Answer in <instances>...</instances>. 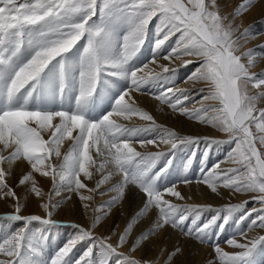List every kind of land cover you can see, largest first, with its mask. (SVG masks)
I'll use <instances>...</instances> for the list:
<instances>
[{"label":"snow or ice","instance_id":"6c2138e0","mask_svg":"<svg viewBox=\"0 0 264 264\" xmlns=\"http://www.w3.org/2000/svg\"><path fill=\"white\" fill-rule=\"evenodd\" d=\"M254 3L242 0L233 13L223 14L218 0H0V199L10 198L13 208L0 219L16 222L0 242L5 257L0 264H36L33 255L41 250L34 243L33 222L72 229L50 264H161V259L173 264L183 248L158 245L162 232L171 228L204 244L236 216L235 222L247 221V228L226 243L240 251L215 244L210 264H256L264 236L249 239L248 233L264 229V108L257 107L264 100V71H251L255 49L240 51V40L252 36L251 27L235 35L240 31L236 17ZM37 25L40 31L26 35V28ZM146 45H151L150 59L137 66ZM190 65H198L184 80L190 87L177 86L173 77ZM157 83L163 85L152 94L157 101L227 139L180 134L158 124L131 95ZM57 89L70 92L67 107H42L44 95ZM133 117L149 123L120 122ZM153 129L160 130L157 137L137 139ZM65 142L69 147L62 153ZM202 142L200 176H188L193 151L180 174L170 179V155ZM223 144L234 147L225 161L209 167V150ZM149 145L167 150H147ZM53 157L62 160L56 164ZM25 162L29 169L22 171L17 186L41 202L44 216L25 214L26 199L9 184L16 165ZM36 174L50 178L49 193ZM193 183L217 195L222 187L248 199L219 207L187 203L191 197L178 189ZM65 191L78 196L85 215L91 210L89 224L62 225L53 218L61 206L53 197ZM129 192L142 199L124 227L115 224L107 235H98L96 229L114 209L124 215ZM98 196L109 198L97 204ZM250 202L259 207L248 209ZM205 213L211 215L202 219ZM38 240L47 236L41 233Z\"/></svg>","mask_w":264,"mask_h":264},{"label":"rangeland","instance_id":"374dc122","mask_svg":"<svg viewBox=\"0 0 264 264\" xmlns=\"http://www.w3.org/2000/svg\"><path fill=\"white\" fill-rule=\"evenodd\" d=\"M262 1L263 0H255L254 5L247 12H245L244 14H246L247 16L248 15H252V13H250V14H248V13L251 12V11L253 12L254 11L253 9H255L257 7V5L259 3H261ZM241 2H242V0H236V2H235V0H218V3L221 5V11H222L223 14L233 13L235 11V9L239 6V4ZM235 22H236V24L240 25V32H237L235 35L236 36H240V34L243 32L244 28H243L241 22L237 21V19H236ZM255 22H256L255 25H253V26H251V25L247 26V28L253 27V28H251L252 36L240 40V44L242 45V47L240 48V51L241 52H247L249 49H255V51H256V63L251 68V71L252 72H255V73H261L262 71H264V56H262L260 54L261 53H264V49L260 48L259 46L260 45H264V22L263 21L261 22V20L260 21H255ZM152 27H154V25ZM41 28H42V25H37V26L29 27V28H26L25 29V33H26V35L27 34L35 35L38 31L41 30ZM174 39L175 38H173V43H174ZM147 46H149V45H146L145 48ZM245 46H248V48H245ZM150 51H151V49L149 50V53H148L149 54L148 55L149 57L147 56V58H145V59L142 58V59H138L136 61L137 66H139L143 62H148V60L150 59V56H151V52ZM196 66H198V65H190L189 66V69H185V70H184V68H182L181 71L175 77H173V79L176 82V85H178V86H180V85L181 86H183V85H189V84L184 83V80L186 79V77L190 74V72ZM151 86H152V84L147 85L142 91H138V93L141 92V93H146L148 95L149 94L152 95L153 93H159L160 90L161 91L163 90V85L160 84V83L158 85H156V86H158L157 89H152ZM160 86H161V88H159ZM146 88H147V90H146ZM185 88H186V86H185ZM67 93L68 92H66L65 94H61V93L60 94L62 96H64V95L67 96L66 95ZM46 94H47L48 97H44V100H47V105L44 108H46L48 110H59V109L62 108L60 106V103L58 102L59 100H57V102L59 104L58 108L56 106V103L53 102V100L56 97V94L55 93H51L50 92V93H46ZM194 95H195V93H194ZM200 95H202V94H200ZM195 98L198 100L200 98V96L199 95H195ZM67 102H68V100L66 98L65 102L61 101V105L62 106H65V105L67 106ZM160 105H162V106H160ZM160 105H159L160 106V111H162V108L161 107H163L164 109L167 108V110L169 112V108L166 105H163V104H160ZM188 106L189 107H192L191 104H189ZM107 107L108 106L106 105L105 106V110H107ZM257 107L258 108H264V100H261L260 102H258L257 103ZM144 109H148V108L144 107ZM152 112H151V114L154 115V113H152ZM100 114L102 115L103 113H100ZM156 114H157V112H155V116H156ZM178 115H179V113H178ZM166 116H167V114H166ZM157 119H158V117H157ZM184 120H185V122L192 123L196 127V128H194L193 131H196V130L198 131L200 128L201 129L206 128V130L208 131V133H207V131L206 132H203V133H199V132H197V133L194 132L193 133L192 132V129H191L190 132L187 133V134L200 135V136H209V137L220 138V139H227V136H221L220 134L213 133L212 132L213 128L211 126H209V125L200 124V123H198V122H196L194 120H189L186 117H183V121ZM158 124L163 125V126H165L167 128H171V129H174L175 128L173 125L167 124V123H164V122L163 123L161 122V123H158ZM137 125L139 126V124H137ZM156 130H158L157 135H159L160 134V130L159 129H156ZM146 134L147 133H144V135H146ZM140 137H142L144 139L145 138L148 139L146 136H143V135H141ZM138 139H140V138H138ZM68 147H69L68 142H65L64 146L61 149L62 153L66 152V150H67ZM233 147H234V145H229V144L214 145L209 150L208 166L210 167L211 166V163L213 161H214V163L219 162V161H225L226 156H227V153L229 151H231V149ZM166 150H167V148H166ZM153 151H156V150H153ZM193 151L196 152V156L194 158L193 165H192V167H191V169H190V171L188 173V176L191 179H193V180H195L196 177L200 176V174H201L200 173L201 161L203 159V153L205 151V146H204L203 142L198 147H182V148H179V149L176 150L174 156H171L170 155L169 158H171L173 160L172 168L169 170L170 179H174L177 175L180 174V170H182V167H183L184 162L186 161L187 158L190 157V155H191V153ZM61 160H62V157L60 159H57V158L53 157V162L56 163V164H59L61 162ZM163 163L164 162L161 161L160 165H158V168L160 166H162ZM28 167H29V165H28ZM18 168L19 167H18V164H17L16 167H15V171L9 177V184L12 185V186H14L16 188L17 194L19 196H22L23 197V200L26 199V207L24 208V211H25V209L28 206L29 200H32L33 199V200H35V203H37V198H35L32 195H27L26 196L25 195V192H26L25 188L18 187L17 186L18 179L20 178V177L17 176V174L19 172L16 171V169L18 170ZM21 173L22 172H20V175H21ZM44 180L47 181L45 183L44 192L45 193H49L50 190H51V188H52V182H51L50 178H44ZM191 185L194 186V185H197V184L193 183ZM188 186L189 185L185 186V185L181 184L179 186V189H178L180 192H185V195L182 194L185 197H188V196H186V192L188 194H190V192H191V191H189ZM226 192H230V191L229 190H226ZM237 195H239V194H237ZM68 196H71V199H65V197H68ZM212 196H214V195H212ZM215 196L217 197V199H221L220 195H215ZM230 197H232V196L230 195ZM108 198H109L108 196H98L96 198V203L99 204L102 201L107 200ZM167 198H170V199L175 200V198H171V197H167ZM245 198L248 199V196L246 195ZM245 198L242 201L246 200ZM53 199L56 200V201H60L61 202V206L54 213V215H55L54 217H56V215L58 213H61L60 212L61 210H65L64 207H66V205H69V204H71L72 202H75V201H76V203L78 205L80 203L79 198H78L77 195L72 194V193H68L66 191L65 192H62L58 196H54ZM141 199H142V196H139V202H138V204L141 202ZM229 199L230 198H226V201H224V202H222L220 204H217V205L212 204V203H205V204H210L213 207H219V206H222V205H224L226 203H229V202H227V200H229ZM242 201H240V202H242ZM125 202H127V199H126ZM233 202H236V201H233ZM240 202H236V203H240ZM129 205L130 204L127 203V206H128L127 213L129 212V207H130ZM254 205L256 207H259V205L256 204V203H254V202H250L247 207H248V209H251V208H253ZM78 208H79V206H78ZM12 211H13V209L11 210L10 207H8L6 209H0V212H1L0 217H5L6 215L10 214ZM42 212H43V210L41 212L40 211L39 212L38 211L35 212V211L29 210L27 213L28 214L31 213V214L41 215ZM88 215H92L90 213V210H89ZM210 215L211 214H209V213H205L203 215L202 219H207V218L210 217ZM41 216H44V214L41 215ZM236 219H238V216H236L233 219V221L230 223V225L226 226V228H225V229H231L232 228L233 229V232L232 231H229L227 233H224V232H220L219 229H216V230H214V234H213L214 235V237H213L214 240H212V243H209V244H208V242H206L204 244H201L198 241H196L194 238L185 237L178 230L177 231H174L171 228L167 229L165 232H162V233H168V234H170L169 237L165 238V240H167L168 242L172 241V239L174 238V235H175L176 239H178L180 237V239H184L186 241H188V240L194 241L195 243L199 244L200 246H205V244H206V245H210V247L213 248V245L219 244L226 251H230V249H229L230 246H228L227 243H226L227 239L231 238L233 235H235L241 229H246L247 228V223H248L247 221H245L244 224L238 225L235 222ZM55 220L59 221L58 219H55ZM60 222H62V225H66L68 222H77V223L83 224V222H81V219H79V218L77 220L67 221L66 223H64L63 221H60ZM145 222L147 223V221H145ZM83 225H85V224H83ZM15 227H16V222H11V221H8L6 219H0V242H2L3 238H5L9 234L10 231H13L15 229ZM31 228H32V232L34 233V243H37L38 246H39V248H40V250L43 251L42 252V256H44V257L43 258L41 257V259L39 261L41 263H44L45 262L44 264H50V260H51L52 256L54 255V253L58 250L59 247L62 246V244L67 240L68 236L72 232V229L69 228V227H66V226H45V225H41L39 222H33V225L31 226ZM254 230H258V228L254 229ZM254 230L248 233V237L252 235V233L254 232ZM109 231H107V229H105V230H101V232H99L97 234L103 236V235H107L109 233ZM41 233H43L45 236H47V240L44 241V242H42V243L39 242V240H38V238H39V236H40ZM170 238H171V240H170ZM251 238L252 237H249V239H251ZM262 248L264 249V246L263 245H260V246H258V249L257 250L258 251H261ZM167 249L170 250V248H168V247H167ZM237 250L240 251L239 249H237ZM124 251H127V249H125ZM78 254L79 253H77V255ZM4 258L5 257L0 256V259H4ZM179 262H180V264H184L183 262H181V260ZM189 264H192V262L189 263ZM259 264H264V253H263V257L261 259V262Z\"/></svg>","mask_w":264,"mask_h":264},{"label":"bare ground","instance_id":"6f19581e","mask_svg":"<svg viewBox=\"0 0 264 264\" xmlns=\"http://www.w3.org/2000/svg\"><path fill=\"white\" fill-rule=\"evenodd\" d=\"M235 2H236V0H235ZM253 10H254L253 12L251 11V12L248 13V14L252 13V15H248L247 16L246 14H244L242 16L236 17L237 21L241 22V24H242L244 29L247 28V26H249V25H251V26L255 25V23H256L255 21H260L261 20V22L262 21L264 22V0L261 3H259L257 5V7L255 9H253ZM251 28H253V27H251ZM245 48H248V46H245ZM150 49H151V45L147 46L138 59L147 58V56L149 55L148 53H149ZM159 63L166 64L168 62L164 61L163 59H160ZM150 67L156 68V65H151L150 64ZM185 69H189V67L188 68H184V70ZM156 70H159V69H156ZM121 83H125V82L121 81ZM158 84L159 83L152 84V86H151L152 89H157L158 86H156V85H158ZM183 86H184V88H185V86H186V88L190 87V85H183ZM183 86L180 85L179 87H183ZM159 88H161V86ZM146 90H147V88H146ZM54 93L56 94V91ZM66 95L69 96L70 94L67 93ZM131 95H132V97L135 99V101L137 102V104L140 107H142L143 109H144V107L148 108V109H145V110H147L150 114L153 111L152 112V113H154L153 117H154V119L156 120L157 123H161V122L163 123L164 122V123H167V124H171V125H173L175 127V128L174 127L173 128L177 132H179L180 134H187V133L190 132L191 129H192L193 133L194 132L203 133V132L207 131L206 128H204V129L200 128L198 131L197 130L193 131L194 128H196V127L190 122H185V120L183 121V116L181 117V115H178L177 112H173L170 108H169V112H168L167 108L164 109L163 107H161L162 111H160V106H162V105H160L161 103L159 101H157L154 98L153 95H150V94L148 95L146 93H141V92L140 93L132 92ZM67 96H65V95L62 96L60 94V92L58 94H56V97L53 100V102L56 103L57 108H58L57 100H59L60 106H62L61 105V101L65 102ZM44 97H48L47 94H45ZM44 97L41 100L44 103H46V105H47V100H44ZM66 107L67 106L65 105L62 108H66ZM155 112H157L156 116H155ZM166 114H167V116H166ZM157 117H158L159 120L157 119ZM120 122L121 123H125V124H134V125H137V124L143 125V124L149 123V122H146V121H141L138 117H133V119L131 121H120ZM157 132H158V130L153 129L152 132H147L146 135H144V133H143L141 135L146 136L148 139H153V138L158 136ZM212 132L220 134L221 136H226V134H223V133L219 132L217 129H214V128H213ZM207 133H208V131H207ZM45 138H47V136ZM138 138H142V137H138ZM135 147L139 151H143L144 150V149H142L140 147V145L138 143L135 144ZM166 148H167V146H165V145H160L159 148H156L154 146L149 145L147 150H151V151L156 150L157 151V150H166ZM213 163H214V161L211 163V165ZM234 166L235 165L232 164V163L223 164V167H234ZM18 167H19L18 170L16 169V171L19 172L17 174L18 177L21 176L20 172H22V171L26 172L29 169L28 164H26V163H19ZM36 179L39 181V185L44 190L45 189V183L47 181L44 180V178L40 177L39 174H36ZM188 189L191 192H190V194H188L186 192V196L191 197V199L186 200L187 203H197V204L212 203V204L217 205V204H220V203L226 201V198H230L229 200H227V202L236 203V202L242 201L246 197V194L237 195V194H231L230 192H226L227 189H223L222 187L220 188V192L222 193V195H220L221 199H217V197L215 196L217 194L212 193L211 190L208 189L207 186H205V185H194V186H192L190 184L188 186ZM181 194L185 195V192H181ZM212 195H214V196H212ZM230 195L232 197H230ZM21 198H22V201H23V197L22 196H21ZM245 199H247V198H245ZM233 201H236V202H233ZM138 202H139V196H135L134 192H129L128 197H127V202H125L123 204L124 215H121L120 208H116L113 211L112 215L103 223V225L99 226L96 229V233H99V232H101V230H105V229H107V231H109V230L112 229V227L115 224H118L120 226V229H122L124 224H125V221L127 219V214L129 212H131L132 209L135 208L138 205ZM40 203L41 202L38 199H37V203H35V200H33V199L29 200L28 206H27V208L25 209L24 212L26 214H28L27 212L29 210L35 211V212H37V211L41 212L42 208L39 207ZM127 203L130 204L128 213H127V209H128ZM78 206H79V208H78ZM8 207H10L11 210L13 209L12 208V200L10 198L9 199H0V209H6ZM253 207H256V206L254 205ZM64 208H65V210H61L60 211L61 213H58L56 215V217H53V218L54 219H58L59 221H63L64 223H66L67 221H70V220H77L79 218V219H81V222H83V224H85V225L89 224L91 215H85L84 214V211H83L80 203L78 205L76 203V201H75V202H72L69 205H66V207H64ZM90 213L92 214L91 210H90ZM43 214H44V212L41 213V215H43ZM0 215H1V212H0ZM145 224H146V222H145ZM142 227H143V225H142ZM229 231L233 232V229L232 228L231 229H225L223 232L227 233ZM169 236H170V234H168V233H162L158 237L156 243L158 245H165L166 247L170 248V250L173 248L174 244L183 248V254L178 256L173 261V264H180V262H179L180 260L184 264H189L191 262H192V264H210V262L214 259V251H213V248L210 247V245H206L205 244V246H200L199 244L195 243L194 241H190V240L186 241L184 239H180V237L178 239H176L175 235H174V238L172 239V241L168 242L167 240H165V238H167ZM257 236H264V229L258 228V230H254L252 235L249 236V237L253 238V237H257ZM213 237H214V235H212L209 238V240L207 241L208 244L212 243V240H214ZM170 240H171V238H170ZM229 249H230L229 252L238 251L237 249H233L231 247ZM42 252L43 251H40L39 255H33L34 261L35 262L37 261L36 264H44L45 263V262L41 263L39 261L41 259V257L42 258L44 257V256H42ZM263 253H264V249L263 248L261 249V251L256 252V256H255L256 264H259L261 262V259L263 257ZM136 255L139 256L140 253H137ZM154 255L155 254H152V256H154ZM165 255H167V252L165 253ZM161 264H163V260L162 259H161Z\"/></svg>","mask_w":264,"mask_h":264}]
</instances>
